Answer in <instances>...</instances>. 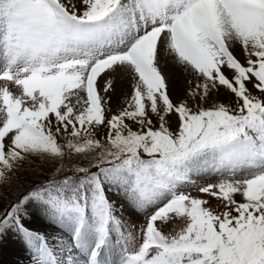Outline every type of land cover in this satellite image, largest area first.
<instances>
[{
  "label": "snow or ice",
  "instance_id": "snow-or-ice-1",
  "mask_svg": "<svg viewBox=\"0 0 264 264\" xmlns=\"http://www.w3.org/2000/svg\"><path fill=\"white\" fill-rule=\"evenodd\" d=\"M9 235L29 264H264V0H0Z\"/></svg>",
  "mask_w": 264,
  "mask_h": 264
},
{
  "label": "rangeland",
  "instance_id": "rangeland-1",
  "mask_svg": "<svg viewBox=\"0 0 264 264\" xmlns=\"http://www.w3.org/2000/svg\"><path fill=\"white\" fill-rule=\"evenodd\" d=\"M32 170L35 172L36 177H41L42 180L48 178L52 172L50 165H45L40 161H33ZM23 172H26L25 169L18 174L21 183L25 179ZM29 183L32 184L33 182L30 181ZM25 223L26 226L34 227L32 221H25ZM179 226V223H177V227ZM0 264H29L27 252L14 236L9 235L4 241H0Z\"/></svg>",
  "mask_w": 264,
  "mask_h": 264
},
{
  "label": "trees",
  "instance_id": "trees-1",
  "mask_svg": "<svg viewBox=\"0 0 264 264\" xmlns=\"http://www.w3.org/2000/svg\"><path fill=\"white\" fill-rule=\"evenodd\" d=\"M25 171L26 172H23V174H24V180L22 181L24 184H30L29 182L30 181H35V180H37V179H39V180H42L41 179V177H36V174H35V172L32 170V168H31V170H28V166L26 165L25 166Z\"/></svg>",
  "mask_w": 264,
  "mask_h": 264
},
{
  "label": "bare ground",
  "instance_id": "bare-ground-1",
  "mask_svg": "<svg viewBox=\"0 0 264 264\" xmlns=\"http://www.w3.org/2000/svg\"><path fill=\"white\" fill-rule=\"evenodd\" d=\"M123 100H124V97H119V99L117 100V98H113V103L115 104V103H122L123 102ZM2 254V253H1Z\"/></svg>",
  "mask_w": 264,
  "mask_h": 264
}]
</instances>
